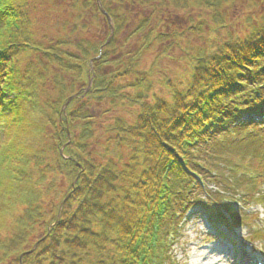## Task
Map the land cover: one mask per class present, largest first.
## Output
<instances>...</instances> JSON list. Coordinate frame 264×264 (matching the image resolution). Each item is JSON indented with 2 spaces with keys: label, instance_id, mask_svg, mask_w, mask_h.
I'll use <instances>...</instances> for the list:
<instances>
[{
  "label": "trees",
  "instance_id": "obj_1",
  "mask_svg": "<svg viewBox=\"0 0 264 264\" xmlns=\"http://www.w3.org/2000/svg\"><path fill=\"white\" fill-rule=\"evenodd\" d=\"M99 1L115 36L107 44L110 25L98 0H69L71 10L108 29L96 43L82 38L74 52L62 40L38 37L29 0H0V217L16 203L22 208L17 246L7 248L0 264L6 258L20 264L33 238L40 244L22 264H170L176 231L204 192L211 211L223 206L222 196L255 188L239 173L257 164L264 172V125L241 119L244 112L264 113V15L259 21L249 16L245 34L233 38L217 17L236 0H193L209 9L213 25L203 27L218 26L212 30L218 36L189 55L187 83L182 89L168 84L166 100L151 93L141 59L154 44L177 46L179 35L171 24L162 30L167 12L156 20L142 11L158 13L186 0ZM129 27L138 49L122 71L106 73L124 63L112 56L115 39ZM92 61L93 86L86 93ZM128 77L133 95L120 86ZM76 82L85 88L76 89ZM124 103L134 111L129 119L117 117ZM47 157L50 177L40 169ZM193 175L219 191H206Z\"/></svg>",
  "mask_w": 264,
  "mask_h": 264
},
{
  "label": "rangeland",
  "instance_id": "obj_2",
  "mask_svg": "<svg viewBox=\"0 0 264 264\" xmlns=\"http://www.w3.org/2000/svg\"><path fill=\"white\" fill-rule=\"evenodd\" d=\"M29 1L33 22L38 30V37L50 39V42L62 40L67 43L64 46L65 50L75 52L77 44L82 38L96 43L105 38L108 33L107 27L103 26L101 29L90 15L79 14L80 11L71 10L69 0ZM193 4V0H186V3L184 5L180 4V6L170 3L169 6L163 7L164 9L158 13L154 9L142 11L145 17L149 16L150 19L155 18L156 20H159L167 12V18L170 17V21L162 24V30L166 31L167 25L171 24V31H176L180 35L179 46H175L174 43L165 45L154 44L151 49L143 54L141 59V70L151 74H148V78L153 82L151 84V93L157 94L163 99H169L170 97L168 84L176 89L184 88L188 78L189 55L194 54L198 48L207 47L210 37L217 38L218 36L217 33L213 32L219 30L218 26L213 29H208L206 26L203 27L204 24H208V27L213 25L209 9L200 5L195 7ZM220 11H222L223 18L218 16L217 19H220L219 21L224 20L223 23L228 27V32L223 31L225 36L230 33L233 38H237L245 34L249 16L257 21L262 18L264 15V0H236L233 7L225 5ZM192 28L201 29V31L196 33L194 30L191 31ZM130 29L131 27L115 39L117 41V50L113 54L112 60H127L138 49L136 46L137 39L130 37ZM27 61L28 63H33L34 58L30 56ZM124 66L125 61L124 63H114L107 67L105 72L122 71ZM70 79L68 78V80ZM133 81L134 78L130 77L121 81L122 91L133 95L134 91L131 88ZM81 87H85L83 82L75 83L76 89ZM49 88L52 90V84ZM128 109V106L124 103L120 107L117 117L129 119L134 111H129ZM242 114L241 119L243 120ZM252 114L263 113L254 112ZM49 162L50 159L47 157L43 164L40 165V169L44 170L46 176L50 177L51 173L46 169ZM243 164L247 167L249 166L247 162ZM252 169L256 174L249 171L241 172L238 175V177L245 178L243 181L247 180L251 181V183L255 181V188L253 190L248 189V192H252L251 196L248 195L246 190H243V193L241 192L235 199L229 195H224L228 206L226 210L231 213L233 218L236 216L241 218V223L233 225L228 221L219 219L214 225V228L218 230H223L224 224L228 225V232L232 238V240L229 238L231 245L213 240L205 223L206 218H211V213L197 207V212H194L191 216L188 211L186 212L183 223L176 231L177 237L171 248L174 263L170 262V264H193L194 258L199 255H205L204 258H206L215 249L224 254H222L224 259L220 256L218 264H234L233 258L235 260L240 258L242 260L248 259L245 264H256L260 261L264 264V172L261 173L259 164L252 167ZM215 186L217 185L208 183L206 191L218 192L219 190ZM205 196L208 197L209 195L204 192L203 197ZM13 208L12 211L4 213L5 215L0 217V239H2L0 244L3 245L0 250V256L9 253L8 247L17 246L12 242L20 234H16V230H19V227L16 229V226L18 224L17 218L22 212V208L19 203H16ZM29 241H31V244L22 248L23 253L31 250L35 239H29ZM201 262L204 263L203 260ZM10 263V258H6L5 264Z\"/></svg>",
  "mask_w": 264,
  "mask_h": 264
},
{
  "label": "bare ground",
  "instance_id": "obj_3",
  "mask_svg": "<svg viewBox=\"0 0 264 264\" xmlns=\"http://www.w3.org/2000/svg\"><path fill=\"white\" fill-rule=\"evenodd\" d=\"M222 254L223 252H219L218 249L212 250L210 255L208 254L206 258H204L205 255L204 256L199 255L196 258H194L195 260L193 261V264H218L221 258L220 256H222ZM201 260H203L204 263H202ZM233 260H234V264H245V260H242V258H240L239 260H235L233 258Z\"/></svg>",
  "mask_w": 264,
  "mask_h": 264
},
{
  "label": "water",
  "instance_id": "obj_4",
  "mask_svg": "<svg viewBox=\"0 0 264 264\" xmlns=\"http://www.w3.org/2000/svg\"><path fill=\"white\" fill-rule=\"evenodd\" d=\"M112 31H113V29H112ZM112 34H113V33H112ZM91 83H92V82H90V86H91ZM71 100H72V98L69 100V102H70ZM67 105H68V104H66L65 108L67 107ZM36 247H37V245L34 246L33 250H32L30 253H32V252L36 249ZM23 256H24V255H23ZM23 256H22V257H23Z\"/></svg>",
  "mask_w": 264,
  "mask_h": 264
}]
</instances>
